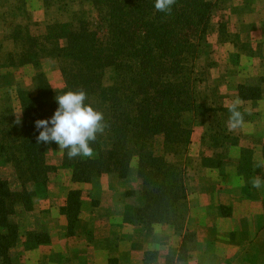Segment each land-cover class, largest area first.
<instances>
[{
  "label": "rangeland",
  "instance_id": "1",
  "mask_svg": "<svg viewBox=\"0 0 264 264\" xmlns=\"http://www.w3.org/2000/svg\"><path fill=\"white\" fill-rule=\"evenodd\" d=\"M210 1L217 7L210 48L198 61L202 82L197 88L199 102L210 111L208 118L189 116L193 134L182 163L188 189L182 230L172 222L148 231L136 220V210L144 205L136 163L127 178L104 175L73 184L70 173L59 169L63 150L53 143L47 161L58 170L46 188L28 186L37 191L32 208L19 205L12 217L22 243L32 232L47 233L51 242L27 251L17 246L9 264H47L55 249L59 254L50 256L53 264H264V0ZM81 14L96 17L90 4L73 3L60 10L44 0H0V113L10 107L21 115L17 91L35 94L38 72L55 90L64 85L57 60L44 59L37 69L7 65V55L18 51L10 38L14 29L25 25L34 36H43L50 24L73 22ZM221 23L226 37L220 36ZM114 75L112 69L106 72L107 86ZM247 94L250 98L244 100ZM232 109L242 116L236 127L229 123ZM163 143L162 136L156 137L158 156L164 155ZM168 160L179 161L171 155ZM244 163L249 167L242 170ZM0 172L13 191L22 190L3 160ZM72 191L80 193L81 213L70 230L66 208ZM228 239L241 248L231 252L237 247L226 244ZM0 264L6 262L0 259Z\"/></svg>",
  "mask_w": 264,
  "mask_h": 264
},
{
  "label": "trees",
  "instance_id": "2",
  "mask_svg": "<svg viewBox=\"0 0 264 264\" xmlns=\"http://www.w3.org/2000/svg\"><path fill=\"white\" fill-rule=\"evenodd\" d=\"M44 3L48 7L57 4L60 10L73 3L90 4L96 17L91 20L81 14L73 22L50 24L43 36H34L28 26L18 25L10 37L18 51L7 55V65L37 69L44 59L57 60L64 85L55 90L47 76L38 72L35 94L23 88L17 91L21 115L10 107L0 113V160L13 168L22 185L21 191H13L0 172V259L9 264L10 252L17 246L27 251L51 242L47 233L32 232L22 243L12 217L19 205L32 208L37 191L28 186L46 188L50 175L58 170L47 161L53 143H37L35 122L50 118L58 106L56 95L66 91H85L86 103L104 114L106 128L91 144L93 157L69 159L63 150L59 169L70 173L73 184L91 183L104 175L127 178L136 163L144 200L136 210V220L148 231L172 222L182 230L188 203L182 163L193 134L189 116L209 115L210 109L198 98L202 82L198 61L210 48L208 36L217 4L175 0L166 15L154 9V0ZM219 31L226 37L225 24H220ZM109 69L115 75L107 86ZM248 94L244 100L250 98ZM158 136L164 140L162 156L155 151ZM169 155L179 161L170 162ZM247 167L244 163L242 170ZM79 196L78 191L70 192L66 208L70 230L81 213Z\"/></svg>",
  "mask_w": 264,
  "mask_h": 264
},
{
  "label": "clouds",
  "instance_id": "3",
  "mask_svg": "<svg viewBox=\"0 0 264 264\" xmlns=\"http://www.w3.org/2000/svg\"><path fill=\"white\" fill-rule=\"evenodd\" d=\"M175 0H154L157 12L170 14ZM87 93L80 91H66L55 97L58 105L53 115L48 119L35 122L38 130L37 143H55L60 150H66L69 159L77 157L91 158L94 150L91 144L98 135L105 131L104 114L86 103ZM242 120L240 112L231 110L229 123L236 127Z\"/></svg>",
  "mask_w": 264,
  "mask_h": 264
},
{
  "label": "crops",
  "instance_id": "4",
  "mask_svg": "<svg viewBox=\"0 0 264 264\" xmlns=\"http://www.w3.org/2000/svg\"><path fill=\"white\" fill-rule=\"evenodd\" d=\"M264 233H262V235H263ZM261 235V236H262ZM260 242H262L261 240H256V244H259ZM263 243V248H264V242H262ZM226 244H228V245H230L231 247H237L236 249H233L231 252H236L238 249H240L241 248V245H240V243L237 245L236 244V242L233 240V239H228V241H226ZM242 246H246V241L245 240H243V242H242ZM53 251H55V252H53ZM52 251V253H50V256H53V255H58L59 254V251H58V249H55V250H53ZM231 252L230 253H228V254H231ZM48 257V261L50 260V263H47V264H53V263H51V257ZM95 263V260H93V264ZM261 264V263H260Z\"/></svg>",
  "mask_w": 264,
  "mask_h": 264
}]
</instances>
